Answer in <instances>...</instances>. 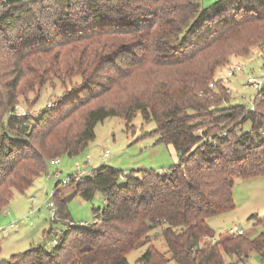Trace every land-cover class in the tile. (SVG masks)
<instances>
[{
	"label": "trees",
	"instance_id": "1",
	"mask_svg": "<svg viewBox=\"0 0 264 264\" xmlns=\"http://www.w3.org/2000/svg\"><path fill=\"white\" fill-rule=\"evenodd\" d=\"M257 44L264 51V0H0V211L51 159L81 154L110 117L127 126L139 113L177 155L167 171L99 166L71 182L84 200L102 195L95 221L69 225L51 250L34 245L8 264H129L139 246V264H168L150 243L154 228L176 264H225L251 251L264 261V232L211 243L206 222L234 208L235 179L264 174V87L250 111L227 105L213 79L230 55ZM62 76L80 82L36 116L4 121L21 84L41 89ZM54 199L52 223L68 222L65 200Z\"/></svg>",
	"mask_w": 264,
	"mask_h": 264
},
{
	"label": "rangeland",
	"instance_id": "2",
	"mask_svg": "<svg viewBox=\"0 0 264 264\" xmlns=\"http://www.w3.org/2000/svg\"><path fill=\"white\" fill-rule=\"evenodd\" d=\"M215 1L218 0H200V4L202 7H208ZM231 62H239L243 69L236 76L224 79L226 67ZM248 77L259 81L261 87H264V51L258 44L252 46L245 56L230 55L226 63L216 68L213 79H221L230 90V94H227V105L240 104L250 109L258 91L245 87ZM29 81L18 88L12 112L11 109L6 110L4 121L8 120L10 115L19 118L36 116L39 111L71 91L75 83L80 82L77 77L62 76L37 89L31 88ZM155 128L153 121L144 122L139 113L127 126L118 117L107 118L95 126V137L81 154L75 157L54 158L58 159V164L52 166L47 163L45 172L33 181L24 194L13 191L12 198L0 211V264H8L12 255L23 253L34 245L40 244L45 250H51L53 240H58L68 229L70 221L75 225L95 221L97 210L104 207L102 195L95 192L90 200H84L79 194H74V187L59 184L57 192L60 198L65 200L69 221L51 222L52 215L46 206L49 202L55 204L54 197H50L54 183L70 178L76 171V165L79 164L81 169L86 171L106 166L122 173L138 169H153L158 172L169 170L174 164V159L169 147L157 141ZM243 128L247 130L249 125L245 124ZM137 130L139 132L134 136ZM262 134L264 135V127ZM105 150L109 151L107 158L102 156ZM87 156L89 163H86ZM55 171H58L57 177L53 175ZM232 194L234 208L206 220L214 232V239L231 233L234 226L241 231L242 236L255 239L264 232V174L235 179ZM148 235L150 243L165 255L168 264H176L168 252L161 228H154ZM145 248L139 246L128 252V263L139 264L138 258ZM224 260L225 264H264L254 251L249 252L247 257L224 256Z\"/></svg>",
	"mask_w": 264,
	"mask_h": 264
},
{
	"label": "built area",
	"instance_id": "3",
	"mask_svg": "<svg viewBox=\"0 0 264 264\" xmlns=\"http://www.w3.org/2000/svg\"><path fill=\"white\" fill-rule=\"evenodd\" d=\"M243 69V66L239 63V62H231L227 65L226 67V71L224 73V79L226 78H231V77H234L236 76V74L238 72H240L241 70ZM209 88H214V83L213 82H210L209 85H208ZM245 87H252L254 90L256 91H261L262 87H261V83L259 81H256L255 79L253 78H250L248 77L247 80H246V84H245ZM226 88V93L230 94V90L225 86ZM202 94H199V96H201ZM250 111H254V106H252L250 109ZM222 136H225V133L223 132ZM214 143V141H212ZM104 158H107L109 156V151L108 150H105L103 155H102ZM86 163H89V157L87 156L86 157ZM50 165L52 166H56L58 164V159H51L49 162H48ZM76 171L74 174H72L70 176V178H67L61 182H55L54 183V186L51 190V193H50V197H54L58 191V186L59 184H61L62 186H67L69 185L71 182H74V183H82L84 182L85 180V177L87 175L90 174L91 171H86L84 169H81L80 165H76L75 167ZM55 177L58 176V171H55L54 174H53ZM47 209L49 211V213L52 215L51 217V222H53L56 218H57V210H56V207H55V204L54 203H47ZM69 225H74L71 221L68 223V226ZM85 225L84 223H81V224H78V226H83ZM231 233L232 234H235V235H241V231L237 229L236 226H234V228L231 230ZM215 241V239H211V243H213ZM57 243V239L53 240V245H55Z\"/></svg>",
	"mask_w": 264,
	"mask_h": 264
},
{
	"label": "crops",
	"instance_id": "4",
	"mask_svg": "<svg viewBox=\"0 0 264 264\" xmlns=\"http://www.w3.org/2000/svg\"><path fill=\"white\" fill-rule=\"evenodd\" d=\"M138 130L136 131V133L134 134V136H136V134H138ZM168 147H169V151H170V153L172 154V156H173V159H174V163H176L177 162V155H176V153H175V150H174V148L171 146V145H167ZM238 260V259H237ZM241 260V259H240Z\"/></svg>",
	"mask_w": 264,
	"mask_h": 264
}]
</instances>
